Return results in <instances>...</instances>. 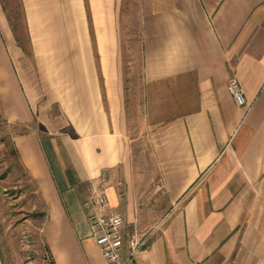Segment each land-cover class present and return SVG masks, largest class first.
<instances>
[{"label":"crops","instance_id":"crops-1","mask_svg":"<svg viewBox=\"0 0 264 264\" xmlns=\"http://www.w3.org/2000/svg\"><path fill=\"white\" fill-rule=\"evenodd\" d=\"M18 5L29 51L0 1V109L37 123L13 141L53 263L109 264L89 216L113 213L123 256L128 237L144 240L127 264H264V0ZM135 8L138 87L163 116L137 134L120 37ZM232 77L248 106L228 92Z\"/></svg>","mask_w":264,"mask_h":264},{"label":"rangeland","instance_id":"rangeland-1","mask_svg":"<svg viewBox=\"0 0 264 264\" xmlns=\"http://www.w3.org/2000/svg\"><path fill=\"white\" fill-rule=\"evenodd\" d=\"M8 19L12 21L16 42L28 52V39L22 22L18 0H0ZM132 4V3H131ZM134 8V7H133ZM137 9L122 14L120 24L122 73L126 84V105L130 112V131L138 133L146 125L161 121L156 117L146 91L139 89L142 82L141 56L139 54V24ZM130 22L128 21L129 19ZM129 85L130 88H129ZM168 113H164L166 115ZM164 120V119H163ZM6 121L7 123H5ZM37 123L24 120H7L0 109V243L3 244L5 264H51L43 250L45 246L41 225L44 219L41 202L36 195L24 167L15 153L13 137L18 132L36 129ZM21 134V133H20ZM17 136V134H16ZM50 161L56 178L59 169L54 160ZM89 192V190H87Z\"/></svg>","mask_w":264,"mask_h":264},{"label":"built area","instance_id":"built-area-1","mask_svg":"<svg viewBox=\"0 0 264 264\" xmlns=\"http://www.w3.org/2000/svg\"><path fill=\"white\" fill-rule=\"evenodd\" d=\"M227 90L236 105L248 106L244 91L236 78L232 77L229 79ZM103 176H105V172ZM90 203L95 209H99L102 208L103 205H106L107 201L103 194H99L92 197ZM89 219L92 220V227L100 229L99 233L94 236L95 243L103 258L109 264H127V262L134 257L138 248L143 244V239L136 237L134 234L131 235L125 241L127 253L123 256V238L120 233L122 220L120 216L113 213L108 216L100 213H92Z\"/></svg>","mask_w":264,"mask_h":264},{"label":"trees","instance_id":"trees-1","mask_svg":"<svg viewBox=\"0 0 264 264\" xmlns=\"http://www.w3.org/2000/svg\"><path fill=\"white\" fill-rule=\"evenodd\" d=\"M18 41V40H17ZM19 43V42H18ZM5 123H7L6 121H4ZM23 134V133H26L25 131H22V132H18V133H15L14 135H16V134ZM15 153L17 154V151H16V149H15ZM43 214V213H42ZM43 250L45 251V253L48 255V257H49V260H50V263L51 264H54L53 263V261H52V258H51V255H50V253H49V250H48V247L45 245L44 247H43ZM3 244L2 243H0V256H1V258H2V261L4 262V264L6 263L5 262V258H4V255H3Z\"/></svg>","mask_w":264,"mask_h":264}]
</instances>
